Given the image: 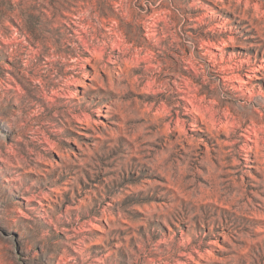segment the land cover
Segmentation results:
<instances>
[{"label":"clouds","instance_id":"1","mask_svg":"<svg viewBox=\"0 0 264 264\" xmlns=\"http://www.w3.org/2000/svg\"><path fill=\"white\" fill-rule=\"evenodd\" d=\"M0 264H264V0H0Z\"/></svg>","mask_w":264,"mask_h":264}]
</instances>
